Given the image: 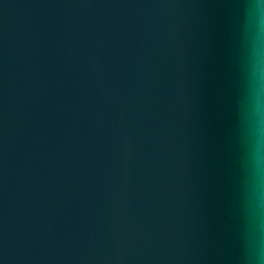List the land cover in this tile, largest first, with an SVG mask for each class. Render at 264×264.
Returning <instances> with one entry per match:
<instances>
[{
    "label": "water",
    "instance_id": "1",
    "mask_svg": "<svg viewBox=\"0 0 264 264\" xmlns=\"http://www.w3.org/2000/svg\"><path fill=\"white\" fill-rule=\"evenodd\" d=\"M249 0H0V264H247Z\"/></svg>",
    "mask_w": 264,
    "mask_h": 264
},
{
    "label": "clouds",
    "instance_id": "2",
    "mask_svg": "<svg viewBox=\"0 0 264 264\" xmlns=\"http://www.w3.org/2000/svg\"><path fill=\"white\" fill-rule=\"evenodd\" d=\"M245 140V245L247 264H264V0H249Z\"/></svg>",
    "mask_w": 264,
    "mask_h": 264
}]
</instances>
